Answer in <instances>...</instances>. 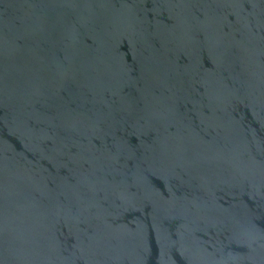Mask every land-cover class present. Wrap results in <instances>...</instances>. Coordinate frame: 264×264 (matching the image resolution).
<instances>
[{"label":"water","instance_id":"1","mask_svg":"<svg viewBox=\"0 0 264 264\" xmlns=\"http://www.w3.org/2000/svg\"><path fill=\"white\" fill-rule=\"evenodd\" d=\"M0 264H264V0H0Z\"/></svg>","mask_w":264,"mask_h":264}]
</instances>
